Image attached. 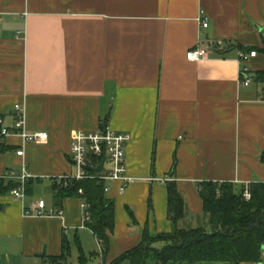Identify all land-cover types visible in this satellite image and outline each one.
Instances as JSON below:
<instances>
[{
	"label": "crops",
	"instance_id": "crops-1",
	"mask_svg": "<svg viewBox=\"0 0 264 264\" xmlns=\"http://www.w3.org/2000/svg\"><path fill=\"white\" fill-rule=\"evenodd\" d=\"M0 18V117L13 128L20 104L25 130L48 133L43 141L2 140V183L22 184L25 168L32 191L24 199L11 189L0 194V264H50L64 234L72 249L80 238L88 262L111 264L139 246L145 230L175 231L168 181L186 202L180 225L187 228L207 226L200 183L232 182L239 194L247 183L264 182V83L253 77L243 86L239 61L242 47H264V0H0ZM199 44L207 58L189 61ZM250 67L264 71V53ZM104 122L130 133L134 178L125 191L109 182L115 229L105 257L84 226L82 197H56L63 177L77 172L75 133ZM38 183L45 193L36 192ZM40 200L46 212L62 215L26 214Z\"/></svg>",
	"mask_w": 264,
	"mask_h": 264
},
{
	"label": "trees",
	"instance_id": "trees-1",
	"mask_svg": "<svg viewBox=\"0 0 264 264\" xmlns=\"http://www.w3.org/2000/svg\"><path fill=\"white\" fill-rule=\"evenodd\" d=\"M256 50L264 53L263 48H244L241 51ZM255 81L264 83V71L252 73ZM108 123L104 122L101 126ZM7 146L0 141V153ZM264 162V152L261 156ZM172 168L171 175L174 174ZM62 179L56 197L80 196L85 204L84 226L89 228L101 245V253L106 256L110 248L111 234L115 229V202L107 197L105 187L107 181L95 178L83 180ZM18 185H5L0 179V194L13 190ZM168 192V213L175 222L173 233H160L151 236L149 231L143 233L142 243L124 253L111 264H147L153 256L155 264L169 262L196 264L203 261L218 263L243 264L246 262H263L264 250V182L256 181L249 185L252 194L246 200L242 193H237L236 185L232 182L207 181L199 184V191L204 203V216L207 226L182 227L180 221L187 215L186 202L175 181L166 183ZM83 190V194L79 190ZM244 189V188H243ZM242 189V190H243ZM26 192L32 191L27 184ZM133 220L134 214L131 212ZM165 243L161 248L158 244ZM78 249L79 264H87L86 255L79 237L75 238ZM72 254V243L63 236L62 253L50 257L52 264H69ZM103 264H106L105 262ZM263 264V263H262Z\"/></svg>",
	"mask_w": 264,
	"mask_h": 264
},
{
	"label": "built area",
	"instance_id": "built-area-1",
	"mask_svg": "<svg viewBox=\"0 0 264 264\" xmlns=\"http://www.w3.org/2000/svg\"><path fill=\"white\" fill-rule=\"evenodd\" d=\"M198 21L204 28L209 26V18L204 13L198 17ZM257 54L258 52L256 50L240 51V81L243 86H249L253 82L250 61L256 57ZM207 55V47L199 44L197 47L188 51L187 58L189 61L197 62L206 59ZM10 134L20 135L26 143L48 139V133L46 131L29 132L25 130L24 109L20 104L16 105V121L13 128L5 125L4 119L0 117V141ZM130 140V133L115 130L110 124L101 126L96 130L77 131L73 137L71 146L72 161L77 167V172L74 175L65 176L63 178L67 180V184L71 180H83L88 178L104 180L107 181L105 187L106 192L111 190L109 182L119 181L122 183L121 190L125 191L134 180V178L128 174L126 160V148ZM18 154L22 156L24 151L19 150ZM103 161L104 166L102 172H93L89 169L90 166L93 168L99 167ZM10 176H14V173L7 175V177ZM30 177L31 175L24 168L22 174L24 182L12 190L16 198L24 199L26 195V186L24 183L25 180ZM249 185L250 183H247L245 188L241 191L242 196L246 200L252 198ZM79 193L83 194V190L80 189ZM46 211V201L40 200L38 209H35V211L34 209H27L26 214L36 212L39 215H44L46 213L51 215H62L63 213L62 210H58L56 213L53 210L49 212ZM85 219H88V217L85 216ZM262 257L264 258V250L262 252Z\"/></svg>",
	"mask_w": 264,
	"mask_h": 264
},
{
	"label": "rangeland",
	"instance_id": "rangeland-1",
	"mask_svg": "<svg viewBox=\"0 0 264 264\" xmlns=\"http://www.w3.org/2000/svg\"><path fill=\"white\" fill-rule=\"evenodd\" d=\"M39 191H41L43 193L46 192L45 186L43 184H39V183L36 184V192H39ZM202 225L206 226V223H203ZM207 226H208V224H207ZM164 245H165V243H160V244H158V247L162 248ZM72 250L73 251H72L71 257L69 259V264H79L78 263V250L75 246L73 247ZM50 264H52V262H50ZM87 264H96V263H95V261L92 260V261L88 262Z\"/></svg>",
	"mask_w": 264,
	"mask_h": 264
},
{
	"label": "water",
	"instance_id": "water-1",
	"mask_svg": "<svg viewBox=\"0 0 264 264\" xmlns=\"http://www.w3.org/2000/svg\"><path fill=\"white\" fill-rule=\"evenodd\" d=\"M103 166H104V161L101 163V165L99 166V167H97V168H93V167H89V169L91 170V171H93V172H102V170H103Z\"/></svg>",
	"mask_w": 264,
	"mask_h": 264
}]
</instances>
